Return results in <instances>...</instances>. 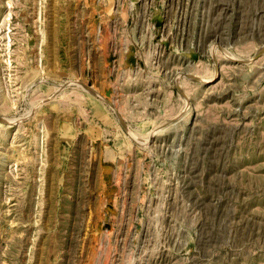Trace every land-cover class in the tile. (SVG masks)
<instances>
[{"label":"rangeland","instance_id":"1","mask_svg":"<svg viewBox=\"0 0 264 264\" xmlns=\"http://www.w3.org/2000/svg\"><path fill=\"white\" fill-rule=\"evenodd\" d=\"M0 264H264V0H0Z\"/></svg>","mask_w":264,"mask_h":264}]
</instances>
